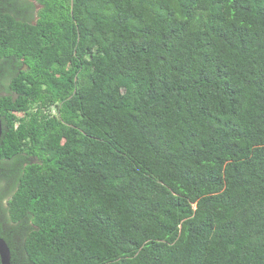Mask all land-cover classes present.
Masks as SVG:
<instances>
[{
    "label": "trees",
    "instance_id": "obj_1",
    "mask_svg": "<svg viewBox=\"0 0 264 264\" xmlns=\"http://www.w3.org/2000/svg\"><path fill=\"white\" fill-rule=\"evenodd\" d=\"M0 118L11 264H264V0H0Z\"/></svg>",
    "mask_w": 264,
    "mask_h": 264
},
{
    "label": "water",
    "instance_id": "obj_2",
    "mask_svg": "<svg viewBox=\"0 0 264 264\" xmlns=\"http://www.w3.org/2000/svg\"><path fill=\"white\" fill-rule=\"evenodd\" d=\"M3 133V123L0 118V138ZM0 257L2 264H11V249L7 243V241L0 236Z\"/></svg>",
    "mask_w": 264,
    "mask_h": 264
},
{
    "label": "rangeland",
    "instance_id": "obj_3",
    "mask_svg": "<svg viewBox=\"0 0 264 264\" xmlns=\"http://www.w3.org/2000/svg\"><path fill=\"white\" fill-rule=\"evenodd\" d=\"M38 7V6H37Z\"/></svg>",
    "mask_w": 264,
    "mask_h": 264
}]
</instances>
